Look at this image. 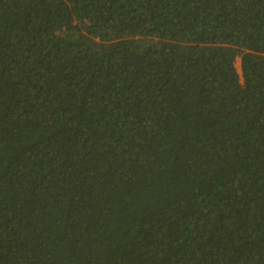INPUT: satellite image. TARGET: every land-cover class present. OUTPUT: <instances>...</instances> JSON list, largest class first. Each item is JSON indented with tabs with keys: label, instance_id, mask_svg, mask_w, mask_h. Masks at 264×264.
<instances>
[{
	"label": "trees",
	"instance_id": "obj_1",
	"mask_svg": "<svg viewBox=\"0 0 264 264\" xmlns=\"http://www.w3.org/2000/svg\"><path fill=\"white\" fill-rule=\"evenodd\" d=\"M0 264H264V0H0Z\"/></svg>",
	"mask_w": 264,
	"mask_h": 264
},
{
	"label": "rangeland",
	"instance_id": "obj_2",
	"mask_svg": "<svg viewBox=\"0 0 264 264\" xmlns=\"http://www.w3.org/2000/svg\"><path fill=\"white\" fill-rule=\"evenodd\" d=\"M237 65H238L239 69H241V61H240V58L237 61Z\"/></svg>",
	"mask_w": 264,
	"mask_h": 264
}]
</instances>
